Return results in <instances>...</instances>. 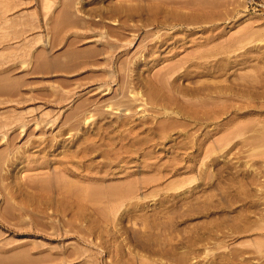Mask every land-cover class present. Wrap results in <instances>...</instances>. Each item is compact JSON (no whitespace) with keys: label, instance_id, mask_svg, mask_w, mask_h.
Listing matches in <instances>:
<instances>
[{"label":"rangeland","instance_id":"1","mask_svg":"<svg viewBox=\"0 0 264 264\" xmlns=\"http://www.w3.org/2000/svg\"><path fill=\"white\" fill-rule=\"evenodd\" d=\"M0 264H264V0H0Z\"/></svg>","mask_w":264,"mask_h":264},{"label":"bare ground","instance_id":"2","mask_svg":"<svg viewBox=\"0 0 264 264\" xmlns=\"http://www.w3.org/2000/svg\"><path fill=\"white\" fill-rule=\"evenodd\" d=\"M97 24H99V23H97ZM25 63H26V62H25ZM9 66H10V65H9ZM7 67H8V66H7ZM4 69H6V68H3V70H4ZM6 70H7V69H6ZM26 71H27V70H26ZM26 71H25V72H26ZM4 72H5V71H4ZM22 125H23V124H22ZM17 156H18V155H17ZM25 158H26V157H25ZM9 159H10V157H9ZM11 159H12V157H11ZM14 160L16 161V159H14ZM14 160H13V161H14ZM17 160H19V158H17ZM16 162H18V161H16ZM11 163H13V162H10V165H11ZM11 166H12V165H11ZM11 166H9V167H11ZM13 166H14V163H13ZM13 166H12V167H13Z\"/></svg>","mask_w":264,"mask_h":264}]
</instances>
